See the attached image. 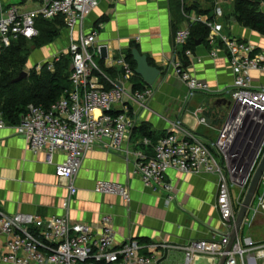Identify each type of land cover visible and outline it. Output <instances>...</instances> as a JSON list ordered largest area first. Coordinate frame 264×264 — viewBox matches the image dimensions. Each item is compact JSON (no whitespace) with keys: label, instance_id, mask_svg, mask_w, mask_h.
Returning <instances> with one entry per match:
<instances>
[{"label":"built area","instance_id":"built-area-1","mask_svg":"<svg viewBox=\"0 0 264 264\" xmlns=\"http://www.w3.org/2000/svg\"><path fill=\"white\" fill-rule=\"evenodd\" d=\"M99 0H42L36 9L20 12L16 4L0 5V46H9L19 36L31 39L38 34L37 19L52 20L60 17L72 37L67 53L70 55L69 80L71 87L50 107L29 104L17 123L6 122L0 114V128L10 126L21 135L28 150L42 153L44 161L54 163L55 175L66 182L67 209L77 188L75 178L90 146L106 141L107 149L120 150L136 126L129 102L145 107L154 94L153 84L132 89L136 76L125 52H119L108 61L119 78L103 72L94 57H100L97 42L98 28L85 29L87 15ZM184 25L173 33L172 58L167 64L186 85L187 97L197 92L209 93L205 80L197 78L189 69L193 56L190 49L178 51L187 43L190 24L201 22L208 28L205 38L210 46L209 55L216 57L220 49L228 59L233 81L225 94V108L218 133L213 139H203L184 130L176 121L175 129L158 137L152 143L147 137L135 141L132 150L135 171L142 184L174 198V186L165 179L168 170L183 174L209 173L217 178L215 208L219 226L209 238L186 242L153 241L140 244L136 239L115 243L112 217L104 214L98 230L92 224L74 221L66 213L43 218L36 214L6 213L0 207V264H159L171 251H181V264H264V240L256 241L239 232L229 250V233L234 225L236 205L239 206L247 185L264 155V46L223 32L219 20L224 14L215 4L212 19L186 11L180 0ZM264 4V1L262 2ZM261 4V5H262ZM55 59H58L56 57ZM108 59V55L104 60ZM38 72L41 64L34 66ZM52 69V64H48ZM102 76L105 84L93 83L92 78ZM200 122H205L200 116ZM147 147V148H146ZM60 153L62 159L53 161ZM237 189L233 200L231 189ZM93 190L101 194L120 196L129 202V188L122 183L98 180ZM242 226L251 225L264 209V171ZM241 226V228H242ZM144 252V253H143Z\"/></svg>","mask_w":264,"mask_h":264},{"label":"crops","instance_id":"crops-1","mask_svg":"<svg viewBox=\"0 0 264 264\" xmlns=\"http://www.w3.org/2000/svg\"><path fill=\"white\" fill-rule=\"evenodd\" d=\"M28 1L0 0V5L16 4L20 12L42 5V0ZM178 19L173 0H99L85 19V29L98 28L97 42L106 46L108 59L98 58L104 72L109 68L110 57L125 52L131 44L159 68L153 83L154 94L145 107L127 100L136 126L147 124L153 136L160 137L174 130L173 124L179 121L182 129L203 139H213L225 108L222 91L232 85L231 68L224 50L220 49L217 56L212 57L206 42L195 44L189 69L197 78L205 80L211 91L187 97L186 85L167 64L172 58L173 33L184 25L183 21L175 24ZM227 23L231 35L264 46L263 35L237 22L231 25L228 20ZM76 33L63 24L52 42L33 47L35 50L29 54L26 63L31 67L51 63L67 53L69 42ZM106 75L119 78L115 70ZM261 81L264 82V77ZM92 82L106 85L99 77L92 78ZM200 116L205 117L204 123L199 121ZM138 136L137 131L133 132L120 150L107 149L104 140L90 146L74 181L77 191L66 209L68 189L66 182L55 175L54 163L45 162L42 153H31L25 139L12 127L0 128L1 209L8 214L23 212L43 218L67 212L72 220L90 223L96 230L100 217L109 214L116 244L131 238L142 241L140 244L209 238L219 226L215 208L216 176L183 174L170 169L165 179L174 186V198L166 201L162 192L144 186L135 171L132 150ZM61 159L60 153L53 156L54 162ZM98 180L125 184L129 188V202H124L118 195L95 192L93 188ZM171 258L182 263L183 253L171 251L159 264L170 262Z\"/></svg>","mask_w":264,"mask_h":264},{"label":"trees","instance_id":"trees-1","mask_svg":"<svg viewBox=\"0 0 264 264\" xmlns=\"http://www.w3.org/2000/svg\"><path fill=\"white\" fill-rule=\"evenodd\" d=\"M189 1V2H188ZM184 0L186 11L194 12L198 15H206L212 19V11L215 0ZM264 0H232V13L227 20L234 16L235 22L240 26L249 28L264 36V11L261 10V4ZM173 5L177 9L179 19L175 22L183 21L181 14L180 0H173ZM63 26L60 17L52 20L37 19L36 28L38 34L31 39L18 37L12 39L9 46H0V114L2 118L11 124L19 121L20 116L27 111L29 104L40 105L45 108L50 107L56 102L65 90L70 89V55L63 54L54 59L52 69L48 68L49 63L41 65L37 72L33 67L30 69L27 77L21 81L14 82L13 79L23 70L30 53L28 41L33 47H39L52 42L59 35V27ZM208 28L201 22L190 24V36L187 43L178 51V56L185 61L182 53L185 49L192 50L197 40L206 42ZM136 47L131 44L125 51L127 59L135 66L130 55L131 48ZM151 64L152 62L149 61ZM114 71V70H113ZM111 68H107L105 74L113 73ZM100 80H104L99 75ZM141 78L136 75L132 79V89H138L142 86ZM149 125L141 124L135 126L133 132H138L139 138L147 137L154 143L158 137L153 136ZM132 132V133H133ZM237 205L235 209H237ZM139 243L142 241L139 240Z\"/></svg>","mask_w":264,"mask_h":264},{"label":"water","instance_id":"water-1","mask_svg":"<svg viewBox=\"0 0 264 264\" xmlns=\"http://www.w3.org/2000/svg\"><path fill=\"white\" fill-rule=\"evenodd\" d=\"M229 21H235L234 16H231L229 18ZM196 45L200 44V41L197 40ZM130 55L132 57V60L135 63L134 71L136 75H138L142 81L146 85H152L156 78L159 75V68L155 65H152L149 62V58L147 55L140 52V50L137 47H132ZM100 57L102 59L107 57V49L106 46H101L100 48ZM28 75V72L26 70H22L19 72L18 76L13 79L14 82L21 81L25 79ZM264 171V155L259 161L254 173L252 174L250 181L247 185V188L245 190V193L242 197V200L238 206V209L236 211L235 221L234 225L229 233V242L226 246V250H229L235 237L237 236V233L240 231L243 219L245 217V214L253 200L254 194L257 191L259 180L261 177L262 172ZM225 256H222L219 264H222L224 261Z\"/></svg>","mask_w":264,"mask_h":264},{"label":"rangeland","instance_id":"rangeland-1","mask_svg":"<svg viewBox=\"0 0 264 264\" xmlns=\"http://www.w3.org/2000/svg\"><path fill=\"white\" fill-rule=\"evenodd\" d=\"M188 1V0H187ZM28 2H31L30 0ZM189 2V1H188ZM218 5L219 7H221L222 11H223V18H221L219 20V22L221 23V27L222 30L225 34L227 35H231L233 34L229 29H228V25H230L227 20V17L232 13V0H215L214 1V5ZM261 10L264 11V4H262L261 6ZM233 25L235 21H231ZM28 46L30 48V53L29 54H33L31 53L33 50H35V48H33V44L31 42L28 41ZM95 62L98 63V58L94 57L93 58ZM54 60V59H53ZM51 60V62L53 61ZM43 64V63H42ZM41 64V65H42ZM33 67H31L29 64H25L23 70H26L28 73L30 71V69H32ZM258 189V188H257ZM236 194H237V189L235 187H233L231 189V195L233 200L236 199ZM253 204H255V201H253ZM242 236H251L253 238V240L256 241H261L260 239L264 238V209L260 210L258 212V214L255 216V218L253 219V222L251 223L250 226H248L247 224H244L242 226V228L240 229L239 232ZM164 264H181L180 261L176 262V260H174V258H171L170 262L164 263ZM197 264H206L204 260H200Z\"/></svg>","mask_w":264,"mask_h":264}]
</instances>
